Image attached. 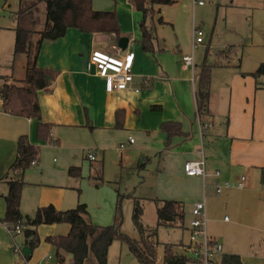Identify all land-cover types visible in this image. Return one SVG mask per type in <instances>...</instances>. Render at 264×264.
Wrapping results in <instances>:
<instances>
[{
	"label": "crops",
	"instance_id": "crops-1",
	"mask_svg": "<svg viewBox=\"0 0 264 264\" xmlns=\"http://www.w3.org/2000/svg\"><path fill=\"white\" fill-rule=\"evenodd\" d=\"M24 1L28 5L36 3L35 34L32 37L35 46L45 26L46 2ZM21 2L19 0L16 13L21 8ZM93 9L116 13L121 39H128L127 48L121 49L120 40H116L115 36V40L111 41L109 37L113 35H90L73 28L67 31L65 37L41 44L37 52V66L57 74L54 83L39 93L41 119L52 126L50 136L54 144L39 140L36 119L6 113L0 100V179L16 159L20 137L27 136L32 144L40 148L38 162L23 176L25 184L20 204L23 218L33 219L40 209L49 206L65 212L86 205L80 203V198L74 193L68 192L70 189L80 193L85 180L79 166V155L83 156L87 151L96 154L94 161L86 156L93 171L87 182L91 180L98 187L91 182L87 186L99 190L104 181L97 184L93 178L100 167L103 176L100 162L104 161L107 152L118 149L122 172L129 168L123 164L127 160L132 169L138 172H152L153 169L162 182L171 183L168 184V191L160 194L158 200L183 203L187 214L186 230H189L192 208L200 201L206 202L207 221L210 218L219 221L214 212L223 209L226 212L229 205L235 210L231 226H237L242 219L252 223L264 220V212L261 211L264 209V185L261 183L264 169V86L257 88L251 76L262 63L252 67L248 63L252 58H238L235 62L233 57L237 53L234 45L211 52L212 40L208 44L204 40L194 48L193 30L190 33V29L186 45L177 38L176 49L160 39L155 30V48L153 52H145L141 45V23L137 26L136 11L129 0H93ZM39 15L40 18L44 16L40 22ZM0 28H4L1 23ZM13 34L15 41L14 31ZM1 37L2 33L0 42ZM13 50L14 43L9 62L0 67V86L5 82L19 84L26 78L28 55L14 56ZM94 50L122 57L133 55L134 78L130 89L112 93L106 90L105 81L96 75L94 68H88ZM190 55L195 61L193 70L183 67V57ZM205 65L212 66L210 96L207 109L200 115L196 92L199 73ZM137 89L139 93L135 92ZM168 122L180 124L184 135L169 136L164 132L163 126ZM199 123L206 126L202 137ZM130 138L134 143L129 142ZM122 145L125 147L122 148ZM201 152L205 159V177L187 176L185 163L197 161ZM55 156L60 157V163H53ZM72 167L80 168L79 179L69 176ZM242 178L245 179L244 187L239 188L237 185ZM217 182H230L231 187L218 196L215 193ZM8 188L6 182L0 181V264H16L13 241L2 223L6 212L4 196ZM93 201L94 205L103 206L101 196L94 197ZM243 207L251 208L245 212L247 217H244ZM224 221L229 222L226 218ZM62 225L67 224L41 225L36 229L40 243L39 248L32 252L29 264L38 263L37 252L43 246L54 247L47 242L48 237L69 234L71 227L66 234H62L65 233L62 232ZM209 236L220 242L214 235ZM18 241L21 242V239ZM47 255L50 256L49 253ZM224 255H237L244 264L242 256L235 252L229 250Z\"/></svg>",
	"mask_w": 264,
	"mask_h": 264
},
{
	"label": "trees",
	"instance_id": "trees-1",
	"mask_svg": "<svg viewBox=\"0 0 264 264\" xmlns=\"http://www.w3.org/2000/svg\"><path fill=\"white\" fill-rule=\"evenodd\" d=\"M6 2L7 0H0ZM132 7L143 14L140 25L142 34L141 45L145 52H153L156 34L154 27L147 24V18H153L157 12L154 7L176 4L177 0H129ZM46 22L38 42L33 46L32 37L35 34V4L28 5L24 0L21 8L13 16L15 33L13 55H28L27 75L23 82L16 84L6 82L0 86V100L3 110L15 117L36 119L37 136L46 144H54L50 136L52 126L41 119L39 93L49 88L55 81L57 74L50 69L37 66V52L43 42L56 41L66 36L69 29H77L90 35H113L116 40L121 39V30L115 12L95 11L93 0H45ZM159 14V11H158ZM159 22L164 24L162 17ZM35 51V53H34ZM34 53V57H33ZM212 66L205 65L199 73L197 85L198 113L202 115L207 109L210 96V72ZM257 88L264 86V63L251 74ZM163 131L169 136L184 135L181 125L175 122L165 123ZM40 148L29 141L27 136L18 140L17 154L14 163L6 175L0 179L8 184V193L4 196L6 204L5 217L2 221L11 229L20 222L25 226L23 236L20 237L24 246L30 247L32 252L39 246L37 228L41 225L68 224L71 229L67 236L48 237L47 242L56 249V264H108L109 249L114 241L125 243L130 253L140 264H157L159 243L156 231L160 226L178 227L185 229L187 214L183 203L176 201L157 200L158 227L148 231L143 226V207L139 199L134 198L132 219L139 232L138 240L132 239L121 231L122 215L120 211L121 195L118 196L117 215L111 226L100 227L88 220L89 212L86 205H79L70 211H58L49 206L38 211L35 218L24 219L20 212L21 194L24 186L23 176L27 169L33 167L39 160ZM69 176L73 179L81 177L80 168L72 167ZM93 180L97 184L103 183L102 167ZM261 183L264 185V169H262ZM187 229V228H186ZM30 241H28V239ZM183 243L180 244L182 246ZM175 251L177 246L165 247L163 264H192L193 258L186 252ZM69 255L73 257L69 259ZM30 257H27L29 262ZM16 264H19L18 262ZM221 264H241L237 255H224Z\"/></svg>",
	"mask_w": 264,
	"mask_h": 264
},
{
	"label": "rangeland",
	"instance_id": "rangeland-1",
	"mask_svg": "<svg viewBox=\"0 0 264 264\" xmlns=\"http://www.w3.org/2000/svg\"><path fill=\"white\" fill-rule=\"evenodd\" d=\"M203 6H194L193 0H179L173 5L155 6L157 14L147 18V24L154 27L160 39H164L172 48L175 47L179 38L183 45L188 40V30H193V24L199 26L204 32L205 43L212 40L211 52L223 50L226 46H233L237 55L233 60H248V63L255 67L264 63V0H203ZM6 8H5V7ZM1 11L2 9H4ZM19 8V0L0 1V23L4 28H0L2 33L0 42V67H4L10 60V50L14 43L13 15ZM161 11L158 14V11ZM44 14V8H43ZM138 25L142 22L143 16L135 10ZM138 12V13H137ZM44 16L40 18L39 22ZM162 17L167 25L159 22ZM40 24V23H39ZM191 45V42H190ZM176 49V48H174ZM8 52V53H7ZM8 56V57H7ZM214 59V57H212ZM197 60V58H196ZM5 63V64H4ZM85 154L79 155L80 165L85 180L80 187L81 192L68 190L80 198V203L88 207V220L100 227L111 226L117 215L118 196L121 195L120 211L122 215L121 231L126 236L138 240L139 232L136 230L132 214L134 209V198L141 201L143 207L142 223L148 231H154L158 227L157 220V200L160 194L168 191L170 182L161 181L157 174L153 172H138L124 161L125 168L120 170V152L109 151L101 161L103 166V187L99 190L87 186L90 172V162L86 160ZM53 163H60V157H53ZM49 166V165H48ZM141 174V175H140ZM165 179V177H163ZM169 184V185H168ZM90 187V188H89ZM80 194V195H79ZM103 199V206L94 205V197ZM225 196V195H223ZM223 198V197H222ZM251 206V205H250ZM229 205L227 211L218 210L214 212L215 218L219 221H207L209 234L214 235L223 245L224 253L235 252L242 256L244 264H264V220L252 223L250 220L242 219L237 226H231L235 219V210ZM251 210L250 207H243L245 212ZM264 212V209H261ZM238 213V212H237ZM240 215V214H239ZM224 218L229 220L225 222ZM227 223V224H225ZM231 226V227H230ZM62 234L69 231V225H62ZM66 229V231H64ZM59 231V230H58ZM181 226L165 227L160 226L156 231V239L159 243L157 251V264L164 263L165 247L169 245L177 246L175 251L183 253L184 244L189 243V231ZM183 243L182 246L180 244ZM39 248V247H38ZM49 253L50 258L45 255ZM39 260L37 264H55L56 250L52 246H43L37 252ZM16 259V258H15ZM17 263V260H16ZM108 264H140L130 253L127 245L121 241H114L109 249Z\"/></svg>",
	"mask_w": 264,
	"mask_h": 264
},
{
	"label": "built area",
	"instance_id": "built-area-1",
	"mask_svg": "<svg viewBox=\"0 0 264 264\" xmlns=\"http://www.w3.org/2000/svg\"><path fill=\"white\" fill-rule=\"evenodd\" d=\"M194 6H203V0H193ZM204 32L201 28L193 27V47L203 43ZM133 55H126L124 57L104 52L101 50H94L89 58L88 68H94L96 75L103 79L106 84V90L108 92L115 91H127L130 89L133 83ZM183 67L186 69H194L195 61L193 55L183 57ZM147 82H145V86ZM139 93L140 90H135ZM200 136L204 134L206 126L199 123ZM132 144L134 140L129 139ZM125 146L122 145V148ZM88 159L94 161L96 154L89 152ZM184 172L189 177H202L206 175L205 159L201 152V157L197 161H188L184 165ZM217 176L219 174L217 173ZM244 178L238 183V187H244ZM231 187L230 182H217L215 185L216 195H221L225 189ZM5 229L11 236L13 241V254L19 264H29L27 257L23 253L24 243L19 242L18 239L23 236L25 226L20 222L13 229L7 224H4ZM189 231V243L186 248L188 255L192 256V264H221V260L224 257V248L221 242L211 238L207 230V218H206V202L200 201L194 205L191 211V215L188 223ZM31 238L28 239L30 241ZM50 258L49 255L46 256Z\"/></svg>",
	"mask_w": 264,
	"mask_h": 264
},
{
	"label": "water",
	"instance_id": "water-1",
	"mask_svg": "<svg viewBox=\"0 0 264 264\" xmlns=\"http://www.w3.org/2000/svg\"><path fill=\"white\" fill-rule=\"evenodd\" d=\"M111 41H114L115 40V37L114 36H110L109 37ZM127 44H128V39L126 38H122L120 39L119 41V47L121 49H126L127 48ZM23 253L26 257H30L31 254H32V250L30 249V247L28 246H25L24 249H23ZM70 258H72V255L70 256Z\"/></svg>",
	"mask_w": 264,
	"mask_h": 264
}]
</instances>
